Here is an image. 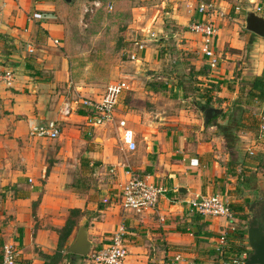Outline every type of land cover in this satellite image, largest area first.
Returning <instances> with one entry per match:
<instances>
[{"label": "crops", "instance_id": "0c3cea01", "mask_svg": "<svg viewBox=\"0 0 264 264\" xmlns=\"http://www.w3.org/2000/svg\"><path fill=\"white\" fill-rule=\"evenodd\" d=\"M202 1L212 6L207 15L197 11ZM61 2L0 0V68L15 73L10 85L0 82V264L6 242L16 249V264H43L40 252L56 251L58 230L70 209L80 213L73 217L66 248L81 226L86 228L89 252L105 246L123 226L128 251L123 264H240L233 259L250 252L248 225L241 219L248 213L246 195L256 191V205L264 200V170L259 165L264 138L245 128L234 131L228 144L217 126L226 123L223 113L230 112L244 81L264 68V37L245 27L250 11L264 18V0L155 1L157 9L171 11L165 13L174 25L168 30L163 24L158 30L165 32L167 42L176 43L189 66L182 69L179 63L172 71L136 69L126 74L129 90L121 95L116 113L134 132V151L120 144L113 125H88L78 105L80 96L69 98L68 59L56 48L64 36L56 16ZM234 8L241 12L235 17H243L242 29L238 18L233 23L229 19ZM36 12L43 19L28 20ZM201 19L213 20L218 29L215 69H209L200 52L201 37L187 28L189 21ZM165 45L160 41L148 47L137 61L160 67L153 55ZM181 74L189 77L193 92L184 91ZM154 75L164 82L153 87ZM210 84L215 87L203 94ZM188 97L190 105L176 107L175 100ZM65 105L71 108L68 115L61 114ZM201 106L221 112L206 124ZM257 108L262 111L263 105ZM48 119H58V138L28 135L29 120ZM245 148H250V161L244 158ZM128 169L165 189L154 208L136 212L122 206ZM101 170H107L105 176ZM214 193L229 202L232 218L204 216L190 208L188 200ZM245 229L244 238L240 233ZM89 252L72 253L58 264H92Z\"/></svg>", "mask_w": 264, "mask_h": 264}, {"label": "rangeland", "instance_id": "374dc122", "mask_svg": "<svg viewBox=\"0 0 264 264\" xmlns=\"http://www.w3.org/2000/svg\"><path fill=\"white\" fill-rule=\"evenodd\" d=\"M155 1L71 0L70 2H65L62 0L56 16L63 25L64 36L61 40V45L56 48L68 59L70 69L69 82L71 85L69 89L70 99L78 98L79 96L96 98L110 82L126 79L130 83L131 80L126 74L136 69H167L172 71L179 67V63H182V69H187L189 66L187 65L188 61L185 59L184 54H180V51L176 50V43L167 42L165 40V32L158 30L160 25L162 26L163 24L168 26V30L174 29L173 22L169 21V17L165 13V11H171L157 9ZM95 3L99 4L95 5ZM184 12L185 15L189 16L187 11ZM240 14V10L237 11L234 8L230 13L229 19L232 22L233 18L237 15L240 16ZM235 18H238L235 20L238 26H243V17ZM152 32L155 33L156 37L151 39L149 35ZM141 38L147 39L143 51L158 44L160 41L166 43L165 47L162 48L163 52L159 50L153 55V59H160V67L159 64H157L156 68L155 66L153 68L142 66L136 59L131 58V53L134 50L133 41ZM142 52H138L137 56H140ZM150 71L154 72V70ZM167 78V82L173 81L171 80L172 78ZM151 81L153 82V87H156L158 83L164 82V79L154 75ZM189 96L192 97L191 95ZM128 97H125L122 101L126 98L128 99ZM190 97L183 100H175L176 107L190 105ZM249 108L253 114H258L259 118H263L264 112L258 109L256 105H251ZM254 129L256 133L260 134L259 128L256 127ZM260 137L264 138L263 132H261ZM244 152V158L250 161L252 156L249 153L250 148H245ZM106 171L101 170V176H105L104 172ZM255 195L256 191H251L246 195L248 200L246 227L248 216L251 213L249 206L257 200Z\"/></svg>", "mask_w": 264, "mask_h": 264}, {"label": "built area", "instance_id": "2783aa9c", "mask_svg": "<svg viewBox=\"0 0 264 264\" xmlns=\"http://www.w3.org/2000/svg\"><path fill=\"white\" fill-rule=\"evenodd\" d=\"M99 3H95L98 5ZM212 6L206 2H200L197 11L201 15L210 13ZM37 18L43 19L40 12L28 16V20ZM189 31L201 37L200 52L207 59L209 69H215L218 64V56L213 50L214 40L218 33L217 26L213 20L201 19L192 20L187 25ZM155 33H150L149 38H155ZM57 42V40H55ZM147 39H134V50L131 53L132 59H138L137 53L145 49ZM33 51L30 49V52ZM15 77L14 70L0 68V82L10 85ZM129 90V82L126 79L110 82L105 86L104 91L96 98L79 97L78 105L82 108L88 125L103 126L113 125L118 134V140L128 151L136 149L135 135L128 127L126 119L118 117L116 113L117 105L121 95ZM71 108L65 105L61 114L68 115ZM260 132L264 133L263 118L259 125ZM61 134L58 119H48L44 122L28 121V135L33 138L56 139ZM129 178L122 184L121 203L126 209L141 212L148 208H154L159 196L165 189L154 183L148 182L142 175L134 173L128 169ZM30 181V179H29ZM191 209L204 216H221L232 218V209L229 202L218 193L195 197L188 200ZM125 229L120 226L112 233L109 242L99 249H93L89 253V260L92 264H123L127 255V244ZM221 243L225 242V235L220 236ZM248 253H243L239 258L233 259L234 263L245 264ZM179 258V257H177ZM2 264H16V249L12 243L2 245Z\"/></svg>", "mask_w": 264, "mask_h": 264}, {"label": "trees", "instance_id": "16d2710c", "mask_svg": "<svg viewBox=\"0 0 264 264\" xmlns=\"http://www.w3.org/2000/svg\"><path fill=\"white\" fill-rule=\"evenodd\" d=\"M196 73L201 74V71H198ZM183 75L184 74H181L180 76H181V82L185 83V85L182 84L183 88L185 89L184 91L193 92L192 90L188 89L191 87L189 77L185 78L183 77ZM190 76H191V71H190ZM213 87H215V85L210 84V87L203 88L202 89V91L204 92L203 94L208 95L210 88ZM207 105H209L208 100H207ZM251 105H257V106L263 105L262 112H264V68L259 75L254 76L248 81H244L242 87L239 90L238 98L232 104L231 110L229 112L230 114L223 113L222 117L226 119V123L218 124L217 127L218 129L221 130L222 134L224 135L226 139V143L229 144L231 142L234 131L242 130L245 128H247L248 130H254V128L256 127L258 128L261 118L260 119L257 118V116L251 112V110L248 108V106ZM262 117L264 118V116ZM213 119H215V117L214 118L212 117L210 120H208L206 124L211 123ZM259 165L264 170V158L260 160ZM79 213L80 211L78 209H70L65 224L58 230L59 241L56 251L52 254H46L40 252V256L44 259L43 264H58L64 257L67 258L73 255L72 253L65 252L66 250L65 243L75 225V220L73 217L79 215ZM241 219L246 220L247 216L243 215ZM240 234L242 237L245 238L246 229Z\"/></svg>", "mask_w": 264, "mask_h": 264}, {"label": "water", "instance_id": "95a60500", "mask_svg": "<svg viewBox=\"0 0 264 264\" xmlns=\"http://www.w3.org/2000/svg\"><path fill=\"white\" fill-rule=\"evenodd\" d=\"M70 2L71 0H64ZM245 27L264 37V18L250 11L245 19ZM206 121L210 120L214 115L221 112L220 109L214 107L201 106ZM247 242L250 252L245 260V264H264V212L259 217L252 216L247 227ZM90 243L87 238L86 228L81 226L77 232L74 241L67 246L68 253L86 256L89 252Z\"/></svg>", "mask_w": 264, "mask_h": 264}, {"label": "flooded vegetation", "instance_id": "af4514ba", "mask_svg": "<svg viewBox=\"0 0 264 264\" xmlns=\"http://www.w3.org/2000/svg\"><path fill=\"white\" fill-rule=\"evenodd\" d=\"M258 203V202H257ZM250 219L254 215L256 217H259L262 212H264V200H260L258 205L256 204H250ZM249 219V220H250Z\"/></svg>", "mask_w": 264, "mask_h": 264}]
</instances>
